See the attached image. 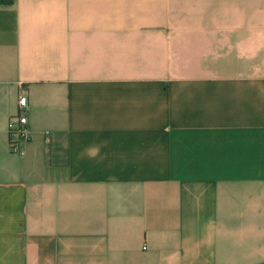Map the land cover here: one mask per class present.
<instances>
[{"label": "crops", "instance_id": "1", "mask_svg": "<svg viewBox=\"0 0 264 264\" xmlns=\"http://www.w3.org/2000/svg\"><path fill=\"white\" fill-rule=\"evenodd\" d=\"M0 264H264V0L0 5Z\"/></svg>", "mask_w": 264, "mask_h": 264}, {"label": "built area", "instance_id": "2", "mask_svg": "<svg viewBox=\"0 0 264 264\" xmlns=\"http://www.w3.org/2000/svg\"><path fill=\"white\" fill-rule=\"evenodd\" d=\"M7 132L10 151L22 155L21 143L31 138L27 122V98L23 95H19L17 99V111L8 121Z\"/></svg>", "mask_w": 264, "mask_h": 264}, {"label": "clouds", "instance_id": "3", "mask_svg": "<svg viewBox=\"0 0 264 264\" xmlns=\"http://www.w3.org/2000/svg\"><path fill=\"white\" fill-rule=\"evenodd\" d=\"M86 154L90 158H95L99 154V148L98 147H94V148L88 149V150H86Z\"/></svg>", "mask_w": 264, "mask_h": 264}, {"label": "trees", "instance_id": "4", "mask_svg": "<svg viewBox=\"0 0 264 264\" xmlns=\"http://www.w3.org/2000/svg\"><path fill=\"white\" fill-rule=\"evenodd\" d=\"M13 3V0H0V5L9 6Z\"/></svg>", "mask_w": 264, "mask_h": 264}]
</instances>
